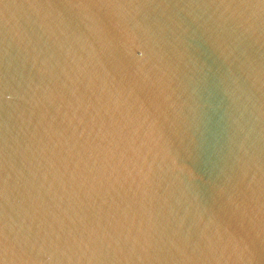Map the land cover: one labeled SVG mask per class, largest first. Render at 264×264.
Masks as SVG:
<instances>
[{
	"label": "water",
	"instance_id": "1",
	"mask_svg": "<svg viewBox=\"0 0 264 264\" xmlns=\"http://www.w3.org/2000/svg\"><path fill=\"white\" fill-rule=\"evenodd\" d=\"M0 264H264V0H0Z\"/></svg>",
	"mask_w": 264,
	"mask_h": 264
}]
</instances>
